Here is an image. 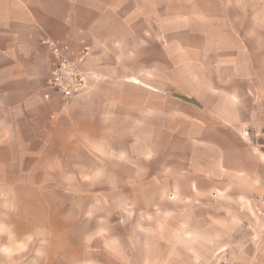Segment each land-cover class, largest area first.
Returning <instances> with one entry per match:
<instances>
[{
    "label": "crops",
    "instance_id": "obj_1",
    "mask_svg": "<svg viewBox=\"0 0 264 264\" xmlns=\"http://www.w3.org/2000/svg\"><path fill=\"white\" fill-rule=\"evenodd\" d=\"M166 24L190 25L189 37L169 40L191 62L175 68L189 83L176 114L192 152L191 197L207 202L204 214L227 217L213 241L229 237L228 217L241 221L227 245L235 264H264V0H0V199L27 196L15 185L37 184V169L55 166L37 152L81 137L101 151L119 104L126 127L135 109L149 119L150 49L165 56ZM81 52L88 83L66 102L49 79L61 56ZM3 210L0 259L15 263L16 225L34 220Z\"/></svg>",
    "mask_w": 264,
    "mask_h": 264
},
{
    "label": "rangeland",
    "instance_id": "obj_2",
    "mask_svg": "<svg viewBox=\"0 0 264 264\" xmlns=\"http://www.w3.org/2000/svg\"><path fill=\"white\" fill-rule=\"evenodd\" d=\"M189 27L166 24L165 56L151 44L150 83L156 89H149L148 120L144 114L142 122L134 108L133 125L126 127L118 119L119 104L111 111L117 119L109 115L106 121L101 151L81 137L65 150L55 144L51 152L36 153L55 166L39 167L37 184L15 185L27 196L0 199V212L11 207L34 220L16 225L19 260L0 259V264H217L221 257L235 264L233 246L227 245L241 221L228 217L229 237L213 241L227 217L204 214L206 206H199L207 202L194 200L188 184L192 152L187 137L180 136L185 124L176 107L188 101L189 89L175 68L191 62L173 54L169 39L189 37ZM87 122L93 129V121Z\"/></svg>",
    "mask_w": 264,
    "mask_h": 264
},
{
    "label": "built area",
    "instance_id": "obj_3",
    "mask_svg": "<svg viewBox=\"0 0 264 264\" xmlns=\"http://www.w3.org/2000/svg\"><path fill=\"white\" fill-rule=\"evenodd\" d=\"M49 45L55 47V43L47 39L45 41ZM85 52H81L78 59H70L61 56L55 63L52 76L49 79V85L62 95L66 102L80 95L87 86L88 73L82 68L81 62L85 60ZM264 138V128L257 133ZM217 264H231L230 261L221 257Z\"/></svg>",
    "mask_w": 264,
    "mask_h": 264
}]
</instances>
